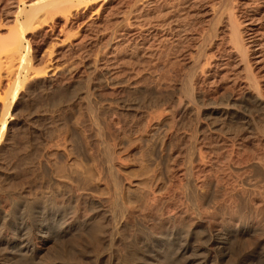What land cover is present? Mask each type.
Returning a JSON list of instances; mask_svg holds the SVG:
<instances>
[{
	"label": "rangeland",
	"instance_id": "rangeland-1",
	"mask_svg": "<svg viewBox=\"0 0 264 264\" xmlns=\"http://www.w3.org/2000/svg\"><path fill=\"white\" fill-rule=\"evenodd\" d=\"M232 1L242 30L251 27L242 23L245 18L253 15L259 22L253 28L258 27L262 46L249 44L248 61L264 96V0ZM16 4L0 0L5 22ZM99 4L80 5L78 19L70 18L66 26L65 16L59 15L28 33L35 69L48 65L51 55L60 70L52 65L42 77H29L6 116L0 207L8 216L0 215V264H241L247 258L264 264V114L252 102L248 121L240 102L229 109L224 104L228 95L244 99L247 89L244 65L231 51L226 14L222 21L215 16L223 1L149 5L147 0H110L96 12ZM132 8L136 13L126 20ZM244 37L248 42L249 35ZM201 43L211 58L205 75L197 70L195 91L204 104L197 118L195 108L184 103L183 82L193 73ZM261 54L262 62H255ZM213 100L223 102L211 114L207 103ZM161 107L166 109L162 117ZM1 114L0 102V123ZM196 125L206 173L223 175L225 188L209 192L213 208L197 199L209 223L201 222L183 197L182 203L176 200L184 218L182 241L168 249L166 233L179 221L159 219L168 199L163 187L180 179ZM108 144L115 152L121 191L108 174ZM241 179L248 182L244 187ZM157 188L163 198L154 204L150 192ZM89 198L101 200L111 214L121 199L132 209L134 215L125 219L115 241L109 240L112 220L92 210L97 205L91 206ZM42 216L51 227L44 243L28 232ZM10 225L30 234L35 247L41 246L39 255L23 247L26 240L14 236ZM211 229L229 234L223 260L209 255Z\"/></svg>",
	"mask_w": 264,
	"mask_h": 264
},
{
	"label": "bare ground",
	"instance_id": "bare-ground-1",
	"mask_svg": "<svg viewBox=\"0 0 264 264\" xmlns=\"http://www.w3.org/2000/svg\"><path fill=\"white\" fill-rule=\"evenodd\" d=\"M147 1H148L149 5H155V2L156 3L159 2V0H147ZM222 1H223V4H221L220 8H218L215 11L216 12L215 16L217 18V21H222L223 16L226 14V20H227V23L230 27V30H229L230 31V36H229L230 40L229 41L230 42L229 43L231 46V51L237 55L239 63L241 62L240 64L244 65V71H246V74H245V78H243L244 79L243 81L245 82V86H246L245 89H247V92H245L246 97L244 99H242V98L237 99V98H234V97L228 95L226 97L227 99H225L226 103H224V104H226V107H227L226 109H229V108H233L234 105H237V103L240 102V104H241L240 106L245 109V112H243V113H244V115H246V117L249 121V119L253 118V115H252L253 112L251 113V110H249L250 107L252 106L251 105L252 102H253V107L254 108H255V106L260 107L261 112L263 110L262 114H264V96H262V94H261V88H260V84L258 81L259 78H257L256 73L253 71L252 64L251 63L249 64V61H248V59H249L248 58L249 57V47H250L249 44L262 46L261 45L262 42H258L259 38H257L258 34L256 32V31H258L257 30L258 27L253 28V23H255V20H256L255 16L252 15L248 18H245V21L242 22V23H245L244 24L245 26L251 25V27L247 28V31H244L240 28L241 24L238 23V21L236 20L237 17L234 14L235 11H234L233 5H232L233 1L232 0H222ZM96 2L98 4L100 3L98 8L96 9V12H99L100 10L105 8L106 4L109 3L110 0H16L17 7H16L15 11L13 10V12H11V15L9 16L7 22H5V18H3V13L2 12L0 13V35L2 33V29L5 27L3 25H6V23H8L7 24L8 26L6 25L8 28H6L5 36L4 35L0 36V37H3V38H0V40H2V41H0V91H1L0 92V102H1V111H2V114H1L2 119H1V123H0V144H1L2 138L6 132V129H7L8 120H7L6 116L10 114L9 112L11 110L12 104L16 100V98L19 96L20 87L25 85L24 83L26 80L29 79V77L30 78H40V77H42V73H46L47 69L50 66L52 67V65H53L54 68L57 67V65L60 66L57 63L58 60L54 61V63H53V59H51V55H50L49 56L50 59H48V62L46 61V63H48V65L45 64L43 69L39 68L40 70L35 69V67H34V60L35 59H33L32 55H31V52H32L31 51V39L27 37L28 33H30L32 30L44 28V26L48 25L49 22H54V20L56 18H58L59 15L65 16L66 20H65L63 26H66L69 24L70 18L79 17L78 14L75 13V11L77 10V8H80L79 7L80 5H82V4L91 5V4L96 3ZM129 10L130 11H129L128 15L126 14V17H125L126 20L128 18H130V16H132L134 13H136L134 8L129 9ZM126 12H128V10ZM126 12H124V15ZM138 15H140V14H138ZM246 15H248V14H246ZM123 20H125V19H123ZM258 23H255V24H258ZM132 28H134V26H132ZM53 29H54V27H53ZM214 30H216V28ZM214 30H213V34H214V36H216ZM248 30L250 32L251 31L252 32L248 33L249 32ZM244 34L249 35V38H247L248 42H245L246 38L244 37ZM208 36L210 37V33L208 34ZM55 38H56L55 40H58V37H55ZM61 43L62 42H59L58 44H61ZM204 43H206V42H204ZM55 46H56V44H55ZM205 47H206V44L201 43L199 45V50H198L199 53L197 54L196 58L192 62L193 73L191 74L190 77L185 79L186 81L183 82V88H184V90L186 92V96H187V98H186L187 101H185L184 103H187L189 106L192 105V109L195 108L194 110H195L197 118H199L201 116V114L203 113L202 108L204 107V104L202 103V100H201L202 97H200L201 94H199V92H197L198 90L195 91V84H197L196 80L198 78L197 70H199L201 73L204 74L205 68H207L206 66L210 65L209 59L211 58L210 56H208V54H206V48ZM53 49H52V51H53ZM50 51H51V49H50ZM45 53L48 54V52H44V55H45ZM255 62H257V63L262 62V54L256 55V61ZM90 66L92 67L93 65L90 64L89 67ZM57 68H58V70H60L59 67H57ZM57 68H55V69L57 70ZM49 69H51V68H49ZM89 69H91V68H89ZM56 70H54V71H56ZM241 97H244V94ZM179 102H178L179 105H181L183 103L182 100H179ZM222 102L221 101L218 102L216 100L215 101L213 100V101L207 103V105L209 106V108L211 110L210 113L211 114L218 113V111H219L218 104H220ZM187 104H186V106H187ZM161 106H162V104H161ZM158 108H160V107L158 106L156 108V110H158ZM164 109L165 108L160 109L159 112L155 110V112L160 113L159 116H161V114L163 116L164 115ZM161 110H163V113L161 112ZM165 111H166V109H165ZM246 111L247 112L249 111V113H246ZM198 128H199V125H196V129L193 132L191 139H190L191 140L190 145L188 146L187 151H185L186 152L185 153L186 160L184 162L185 165L183 164L184 166L181 168L180 173H179V175H181L180 179L178 181L174 180L172 182L171 181L167 182L169 184H167V186L163 187V189L166 187L165 192H162L163 195L160 193L161 191L158 188L153 189L150 192V196H151L150 200H152V202L154 204L157 203L158 198H161L162 196L168 198L166 200H163V203H164V206H162L163 211L161 212V214H159V217H161L159 219L164 220V218H166V219H169L170 221L172 220L173 222H175L177 220L179 221V222L177 221L178 225L175 222L176 226H173L174 230H171L168 234L166 233L167 242L169 240V243L170 242L172 243L171 245H169L167 242H165L163 244L165 246V248L168 247V249L173 244L179 243L180 240L182 241V221L184 220V218L182 217V207L180 205L176 204V200L178 199L182 203V197H183V199H184L183 201H185L193 209L194 215L201 222L209 223L210 222L209 217H208V215L206 216V214H208V213L206 212V209L202 208V205L205 207V204H207L208 207H212L209 204L210 200H209L208 195H209V192L211 191V189L213 187H215L216 189H219V190L225 188V185L223 183V179H225V178L223 175L212 176V175L206 173V170L204 168L205 154H204V151L201 149V146L199 145L200 144V136L198 135V132H197ZM106 151H107V157H105V158L108 161V165H107L108 174L114 179V183H115L118 191H121L123 186L121 183L120 174H119L118 169L113 164L115 152H113V149L109 146V144H108V148L106 149ZM232 170H235V168L232 167ZM257 173H258V170H257ZM182 176H183V179H182ZM259 176H261V175L259 174ZM261 178H264V177H261ZM260 180H263V179H260ZM261 182H263V181H261ZM247 183L248 182L244 179H241V182H239V184H241L242 187L247 185ZM162 184L166 185L163 181H162ZM239 184H238V186H239ZM182 188H183L184 192H182ZM163 189H162V191H163ZM235 190H236L235 192L237 193L239 189L238 190L235 189ZM158 192L160 193V195ZM236 195L233 193L230 196L234 197ZM198 197L202 198V201H201L202 205L198 202V200H197ZM231 197H230V199H231ZM87 201H89L91 203V206H93V204L97 205L96 207H91L92 210L97 209L98 213L101 214L105 219L109 218L112 220L113 234L110 235L109 240L111 242L115 241L116 240L115 233L116 234L119 233V231L123 227V223H125V219L129 216L131 217V215L133 214L132 209H130L129 206L127 205V203L121 199L119 201V204H118L117 213L111 214L109 212V210L104 207L101 200H95L93 198H89V199H87ZM223 201H221L220 203H222ZM209 210H211V209H209ZM212 210L214 211L215 209H212ZM0 215H1V218L3 215V219H5L8 216L7 211L4 210L3 207L2 208L0 207ZM182 218H183V220H182ZM38 221H40V222H38V224L34 223L30 226L28 232L29 233L31 232L33 237L35 236V237L41 238V240H42L41 242H43V243L47 242L51 238V235H50L51 227H49V225L47 226L45 224V222H47V221H44V216H42L41 219ZM9 228H11V230H12L11 232H12V234H14V236L24 237L23 239L26 240V242L24 243L23 247H25L26 250L31 249L34 255H39L41 246L35 247V245L32 243V238L27 237V234L30 235L29 233L22 232V228L19 226L10 225ZM210 234H211V236H210V248H209L210 252H209V255L214 254L218 260H223L227 256V248L224 246V243H225L224 241L229 240V237H228L229 234L226 232L223 233L222 229L221 230L219 229L217 231L215 230V232L213 229H211ZM166 235H165V237H166ZM25 236H26V239H25ZM173 246H175V245H173ZM180 250H182V244L180 245L178 252ZM249 261L250 260L248 258L244 259L243 263H241V264L250 263ZM251 261H253V260H251ZM258 262H260V261H258ZM250 264H252V263H250Z\"/></svg>",
	"mask_w": 264,
	"mask_h": 264
}]
</instances>
